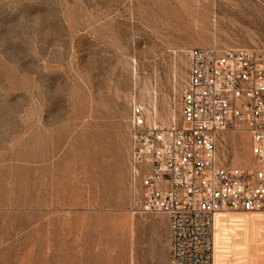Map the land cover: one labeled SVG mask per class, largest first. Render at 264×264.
<instances>
[{
    "label": "rangeland",
    "instance_id": "1",
    "mask_svg": "<svg viewBox=\"0 0 264 264\" xmlns=\"http://www.w3.org/2000/svg\"><path fill=\"white\" fill-rule=\"evenodd\" d=\"M196 47L264 49V0H0V264H169L130 211L129 116L179 124ZM218 147L257 165L243 130ZM241 212L221 264H264V211Z\"/></svg>",
    "mask_w": 264,
    "mask_h": 264
},
{
    "label": "built area",
    "instance_id": "2",
    "mask_svg": "<svg viewBox=\"0 0 264 264\" xmlns=\"http://www.w3.org/2000/svg\"><path fill=\"white\" fill-rule=\"evenodd\" d=\"M179 124L148 122L134 101L129 116L130 211L168 218L169 264H213L220 210L264 211V49L196 47ZM246 132L254 169L224 163L225 131Z\"/></svg>",
    "mask_w": 264,
    "mask_h": 264
},
{
    "label": "bare ground",
    "instance_id": "3",
    "mask_svg": "<svg viewBox=\"0 0 264 264\" xmlns=\"http://www.w3.org/2000/svg\"><path fill=\"white\" fill-rule=\"evenodd\" d=\"M164 120H162V121H164ZM241 213H248V212H241ZM229 219H232L233 221H236V222H244L245 223L247 221L246 220L247 219V215L244 216V219L241 218V215L240 214H231L230 216H227L225 214V210H220L216 214L215 219H214V234H213L214 258H215V260H213V263L214 264H221V261H222V259L224 257L225 251L222 248V241H223V239H225V236H226V234L224 232V226H225L226 221H228ZM215 238L217 239V242H218V249H217L216 252H215V248H216V246H215Z\"/></svg>",
    "mask_w": 264,
    "mask_h": 264
},
{
    "label": "crops",
    "instance_id": "4",
    "mask_svg": "<svg viewBox=\"0 0 264 264\" xmlns=\"http://www.w3.org/2000/svg\"><path fill=\"white\" fill-rule=\"evenodd\" d=\"M148 220L151 229L158 234L156 239H153L155 240V244L158 246V243L161 241L162 237L169 233L168 218L165 215H154L149 217Z\"/></svg>",
    "mask_w": 264,
    "mask_h": 264
}]
</instances>
